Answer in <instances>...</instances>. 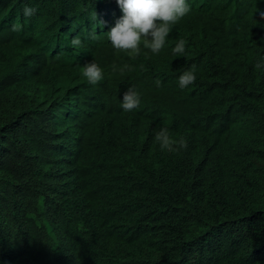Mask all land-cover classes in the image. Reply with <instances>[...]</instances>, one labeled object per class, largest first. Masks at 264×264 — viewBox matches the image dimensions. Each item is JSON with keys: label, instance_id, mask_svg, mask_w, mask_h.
I'll return each mask as SVG.
<instances>
[{"label": "trees", "instance_id": "trees-1", "mask_svg": "<svg viewBox=\"0 0 264 264\" xmlns=\"http://www.w3.org/2000/svg\"><path fill=\"white\" fill-rule=\"evenodd\" d=\"M187 2L122 76L107 0H0V264H264V0ZM202 29L210 53L181 90L172 48ZM89 45L104 79L66 92ZM163 127L187 149L160 151Z\"/></svg>", "mask_w": 264, "mask_h": 264}, {"label": "clouds", "instance_id": "clouds-1", "mask_svg": "<svg viewBox=\"0 0 264 264\" xmlns=\"http://www.w3.org/2000/svg\"><path fill=\"white\" fill-rule=\"evenodd\" d=\"M111 6L115 8L113 16H109L104 20H100L102 26V36L105 34V39L108 44L114 49L117 54L123 55L116 58L117 66L113 65V72L118 71L120 75L134 70L130 65L131 60L140 56L142 48L144 55L147 56L150 52L153 55L160 54L166 44L167 38L176 26L185 16L191 12L190 3L187 0H107ZM37 9L25 6L23 15L26 18L33 16ZM198 15H205L201 12ZM264 17V12L260 13ZM214 26V25H213ZM262 32L264 33V20L262 21ZM22 25L14 23L12 31H21ZM193 44L195 45L189 51H186V41L177 39L175 47L172 48V53L175 57H182L189 67H184L174 73V83L181 90L195 83L197 69L194 59L210 53V39L207 30L202 29L201 32L194 31L192 33ZM92 39L96 35L91 36ZM73 47L81 45L79 36L71 39ZM91 45L88 50L84 47L85 56L81 60L79 70L65 84L68 86L66 92L74 88L79 82L86 85H98L104 79V72L101 66L95 61L87 62L90 56ZM256 69L264 68V56L255 63ZM156 86H162V81L157 79ZM122 100V101H121ZM120 106L123 111L130 112L140 105L139 93L132 87H129L124 92L123 97L120 95ZM155 142L160 146V151L169 153L177 152L181 149H187V142L180 138L175 140L170 136L167 127L161 128L155 133Z\"/></svg>", "mask_w": 264, "mask_h": 264}, {"label": "bare ground", "instance_id": "bare-ground-1", "mask_svg": "<svg viewBox=\"0 0 264 264\" xmlns=\"http://www.w3.org/2000/svg\"><path fill=\"white\" fill-rule=\"evenodd\" d=\"M42 10V9H41Z\"/></svg>", "mask_w": 264, "mask_h": 264}]
</instances>
